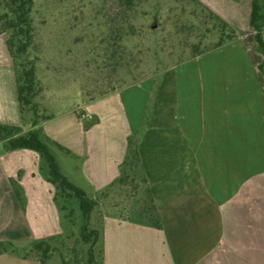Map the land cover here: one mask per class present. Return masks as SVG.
<instances>
[{"label": "crops", "instance_id": "1", "mask_svg": "<svg viewBox=\"0 0 264 264\" xmlns=\"http://www.w3.org/2000/svg\"><path fill=\"white\" fill-rule=\"evenodd\" d=\"M199 1L235 28L238 43L165 70L147 118L149 79L84 103V120H96L86 130L74 111L41 125L73 155L68 179L90 191L118 176L126 138L143 124L138 151L162 227L104 217L102 264H264V80L252 0ZM6 39L0 34V123L19 126ZM31 152L0 145V242L16 247L60 232L54 189ZM0 264L39 263L7 252Z\"/></svg>", "mask_w": 264, "mask_h": 264}, {"label": "trees", "instance_id": "2", "mask_svg": "<svg viewBox=\"0 0 264 264\" xmlns=\"http://www.w3.org/2000/svg\"><path fill=\"white\" fill-rule=\"evenodd\" d=\"M185 1L188 6H192L190 16L194 17L196 9L201 13L203 20L200 26H203L204 29L200 32V38L212 37L214 41L204 49H200V41L192 43L190 57L179 60L167 69L179 66L222 46L238 43L235 28L199 0ZM115 3L116 11L108 19L105 36L112 56L119 54L124 49L123 42L128 37V33L122 32L132 31L133 24L131 22L136 10V0H115ZM33 7V0H0V34L7 36L6 47L14 68L21 120L19 126L0 123V145L5 152L30 150L37 154L39 174L54 189L53 202L60 214L62 231L57 235L32 240L25 247H16L10 242H0V254L17 253L22 258L34 259L39 264H46L54 257V254L59 258L60 264H102L104 217L155 229L162 227L138 151L139 140L144 132L143 124L127 136L126 150L119 165V174L105 187L87 191L76 186L63 174L55 155L56 152L73 155L44 133L41 125L50 120L53 115H42L38 103L34 100L38 93V86L34 64L28 58V48L34 36ZM263 22L264 0H252L249 27L254 33L256 50L262 56V61L257 69L264 80ZM192 26H195L194 23ZM162 73L163 71L158 79H151L153 91L146 105V118L151 113ZM137 84L139 83L134 82L130 86ZM114 91L115 89L100 91L97 97L92 96L87 102L104 97ZM75 113L82 120L84 130L96 123L95 119L88 122L84 120L82 111ZM10 184L20 206L24 208L25 198L22 188L13 179H10ZM106 200H108L106 211H113L115 214L117 213L116 215H110L108 212V215L101 214L100 205ZM74 228L77 229V238L69 249L66 243L75 235ZM84 247L85 251L83 252L82 248ZM63 250H69L71 254L64 257Z\"/></svg>", "mask_w": 264, "mask_h": 264}, {"label": "rangeland", "instance_id": "3", "mask_svg": "<svg viewBox=\"0 0 264 264\" xmlns=\"http://www.w3.org/2000/svg\"><path fill=\"white\" fill-rule=\"evenodd\" d=\"M33 1L34 36L28 58L35 67L38 93L34 100L42 115L79 112L100 91L156 80L162 71L190 57L192 43L200 41L199 47L204 49L214 41L212 37L200 38L203 18L198 9L190 16L192 6L185 0H136L133 29L122 32L128 33L124 49L112 56L105 36L108 19L116 11L115 0ZM55 155L67 176L74 162L62 152ZM107 202L101 203V214L116 215L106 211ZM45 221L49 224L50 217ZM56 222L60 234L59 212ZM74 233L66 243L69 249L77 238L76 228ZM70 254L62 251L64 257ZM46 264H60V260L54 254Z\"/></svg>", "mask_w": 264, "mask_h": 264}, {"label": "built area", "instance_id": "4", "mask_svg": "<svg viewBox=\"0 0 264 264\" xmlns=\"http://www.w3.org/2000/svg\"><path fill=\"white\" fill-rule=\"evenodd\" d=\"M83 117H85V118H88V119H90V118H91V116H90V115H83Z\"/></svg>", "mask_w": 264, "mask_h": 264}]
</instances>
